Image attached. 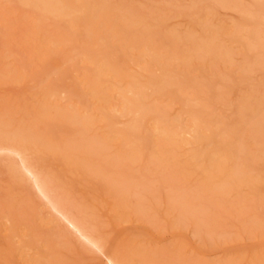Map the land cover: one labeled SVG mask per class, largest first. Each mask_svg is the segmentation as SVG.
Segmentation results:
<instances>
[{
  "label": "rangeland",
  "instance_id": "374dc122",
  "mask_svg": "<svg viewBox=\"0 0 264 264\" xmlns=\"http://www.w3.org/2000/svg\"><path fill=\"white\" fill-rule=\"evenodd\" d=\"M263 2L0 0V264H264Z\"/></svg>",
  "mask_w": 264,
  "mask_h": 264
},
{
  "label": "bare ground",
  "instance_id": "6f19581e",
  "mask_svg": "<svg viewBox=\"0 0 264 264\" xmlns=\"http://www.w3.org/2000/svg\"><path fill=\"white\" fill-rule=\"evenodd\" d=\"M264 3V2H263ZM252 33V32H251ZM254 34V33H253ZM237 38H238V36H237ZM226 41V40H225ZM186 45V44H185ZM191 45H193V44H191ZM260 49V48H259ZM258 49V50H259ZM259 58V57H258ZM208 60V59H207ZM155 82V81H154ZM183 88V87H182ZM181 90V89H180ZM196 90V89H195ZM182 92V91H181ZM188 92H189V90H188ZM204 93V92H203ZM192 95H193V93H192ZM109 98V97H108ZM237 104V103H236ZM72 116H73V114H72ZM148 119H150V118H148ZM167 123L169 124V121H167ZM148 125V124H147ZM168 126V125H167ZM152 127V126H151ZM162 127V126H161ZM150 129V128H149ZM170 128H169V126H168V131L170 132V130H169ZM154 131V130H153ZM247 133V132H246ZM151 145V144H150ZM234 149V148H233ZM246 149V148H245ZM235 151V150H234ZM14 152H16L17 154H18V156L20 157V160H21V162H22V164H23V166L22 167H18V172H19V174L21 175V176H23V177H26V178H28L29 179V176L26 174V172H25V170L24 169H30L26 164H25V161L23 160V156H22V153L20 152V150H14ZM246 154V153H245ZM222 155V154H221ZM226 155V154H225ZM206 160V159H205ZM251 163V162H250ZM264 163V162H263ZM208 166V165H207ZM31 171V170H30ZM258 171V170H257ZM159 176V175H158ZM31 178H32V180L34 181V183H35V186L39 189V191L45 196V197H47V198H49V196H48V192H47V190H46V187H45V183L40 179V177H38L36 174H34V172L33 171H31ZM235 182H236V180H235ZM158 185V184H157ZM247 189V188H246ZM50 195V194H49ZM157 195V194H156ZM150 197V196H149ZM151 198V197H150ZM50 199V198H49ZM183 201V200H182ZM54 203H56L55 201H54ZM139 203V202H138ZM57 204V203H56ZM172 207V206H171ZM170 207V208H171ZM71 221L82 231V229H81V227H80V225H79V223L75 220V219H73V218H71ZM45 251H47V250H45ZM110 260V264H116L113 260H111V259H109Z\"/></svg>",
  "mask_w": 264,
  "mask_h": 264
}]
</instances>
